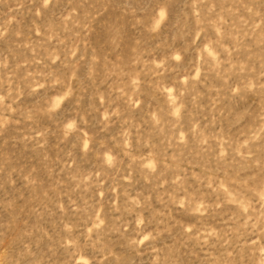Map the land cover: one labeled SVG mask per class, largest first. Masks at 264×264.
<instances>
[{
    "label": "rangeland",
    "instance_id": "rangeland-1",
    "mask_svg": "<svg viewBox=\"0 0 264 264\" xmlns=\"http://www.w3.org/2000/svg\"><path fill=\"white\" fill-rule=\"evenodd\" d=\"M0 264H264V0H0Z\"/></svg>",
    "mask_w": 264,
    "mask_h": 264
}]
</instances>
